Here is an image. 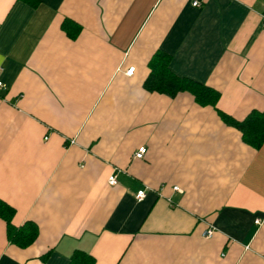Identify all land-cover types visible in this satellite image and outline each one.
Here are the masks:
<instances>
[{
	"label": "crops",
	"instance_id": "obj_1",
	"mask_svg": "<svg viewBox=\"0 0 264 264\" xmlns=\"http://www.w3.org/2000/svg\"><path fill=\"white\" fill-rule=\"evenodd\" d=\"M263 13L264 0H0V200L12 226L36 227L19 247L0 219V264L74 250L93 264H264V142L219 117L264 113ZM157 54L214 106L146 91Z\"/></svg>",
	"mask_w": 264,
	"mask_h": 264
},
{
	"label": "trees",
	"instance_id": "obj_2",
	"mask_svg": "<svg viewBox=\"0 0 264 264\" xmlns=\"http://www.w3.org/2000/svg\"><path fill=\"white\" fill-rule=\"evenodd\" d=\"M29 4H36L38 0H24ZM63 31L65 27L62 25ZM146 91L174 95L180 91L190 93L195 102L214 106L216 94L187 80L177 78L167 69V60L159 54L152 57L148 63V75L143 84ZM224 123L234 127L239 133L244 144L257 148L264 142V113L251 111L240 121H230L226 116L219 115ZM14 210L0 200V219L5 224V235L9 243L19 247H26L36 237V227L29 222L15 228L11 224ZM67 264H93V260L82 251L74 250L68 257Z\"/></svg>",
	"mask_w": 264,
	"mask_h": 264
},
{
	"label": "built area",
	"instance_id": "obj_3",
	"mask_svg": "<svg viewBox=\"0 0 264 264\" xmlns=\"http://www.w3.org/2000/svg\"><path fill=\"white\" fill-rule=\"evenodd\" d=\"M191 5L193 7H197L198 4L196 2H192ZM260 28L262 31H264V13L261 15ZM132 71H133V68H129L128 70H126L125 75L130 76L132 74ZM0 87H2L1 83H0ZM144 153H145V148H143V147L138 148L137 151L134 153L133 157L136 159H140V158H142ZM115 184H116L115 177L112 174L107 178V185L108 186H114ZM172 190L178 191V189L176 187H173ZM143 197H144V190H139L134 195V200L136 202H140L143 199ZM211 232H212V228L209 227L205 231H203L202 236L204 238H209L211 236Z\"/></svg>",
	"mask_w": 264,
	"mask_h": 264
}]
</instances>
